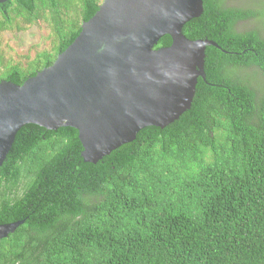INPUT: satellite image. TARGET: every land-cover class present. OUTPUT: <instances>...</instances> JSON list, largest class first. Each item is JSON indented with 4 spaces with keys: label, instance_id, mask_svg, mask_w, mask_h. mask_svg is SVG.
Returning <instances> with one entry per match:
<instances>
[{
    "label": "trees",
    "instance_id": "16d2710c",
    "mask_svg": "<svg viewBox=\"0 0 264 264\" xmlns=\"http://www.w3.org/2000/svg\"><path fill=\"white\" fill-rule=\"evenodd\" d=\"M103 1L0 4V81L53 64ZM235 1L203 0L183 25L219 48L205 47V79L168 125L95 164L73 128L17 131L0 166V225L23 223L0 239V264H264V0ZM31 29L50 47L17 60L6 35Z\"/></svg>",
    "mask_w": 264,
    "mask_h": 264
},
{
    "label": "water",
    "instance_id": "95a60500",
    "mask_svg": "<svg viewBox=\"0 0 264 264\" xmlns=\"http://www.w3.org/2000/svg\"><path fill=\"white\" fill-rule=\"evenodd\" d=\"M202 2L104 0L53 64L21 85L0 81V166L27 124L75 129L83 162L95 164L139 130L176 120L205 79V47L219 48L182 34ZM165 35L171 44L155 49ZM22 223L0 225V239Z\"/></svg>",
    "mask_w": 264,
    "mask_h": 264
},
{
    "label": "rangeland",
    "instance_id": "374dc122",
    "mask_svg": "<svg viewBox=\"0 0 264 264\" xmlns=\"http://www.w3.org/2000/svg\"><path fill=\"white\" fill-rule=\"evenodd\" d=\"M254 1L255 0H237V2L236 1L232 2L231 5L233 6H237L239 4L243 5L248 2L254 5L255 4ZM252 24H254V22L251 21L249 25ZM45 36H46L45 32L40 33L35 29H31L27 33L19 34L15 37L11 35H6V39L9 42L8 44L13 48L10 55L15 59H17L16 56H24L26 54L33 56V51L35 50V48H33L30 51V47L33 44H38L37 49H43V48L48 49L50 46L48 45L49 42L45 39Z\"/></svg>",
    "mask_w": 264,
    "mask_h": 264
}]
</instances>
